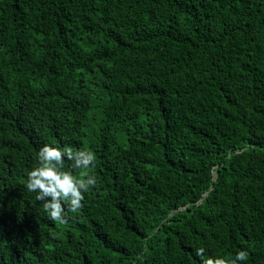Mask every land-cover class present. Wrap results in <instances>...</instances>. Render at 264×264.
Here are the masks:
<instances>
[{
    "label": "trees",
    "instance_id": "16d2710c",
    "mask_svg": "<svg viewBox=\"0 0 264 264\" xmlns=\"http://www.w3.org/2000/svg\"><path fill=\"white\" fill-rule=\"evenodd\" d=\"M44 144L96 156L62 220L24 186ZM201 246L264 264V0H0V264Z\"/></svg>",
    "mask_w": 264,
    "mask_h": 264
},
{
    "label": "clouds",
    "instance_id": "9594fccd",
    "mask_svg": "<svg viewBox=\"0 0 264 264\" xmlns=\"http://www.w3.org/2000/svg\"><path fill=\"white\" fill-rule=\"evenodd\" d=\"M95 153L88 150L61 148L44 144L38 151L35 166L27 170L24 186L35 193V199L43 201V209L52 220H62L64 206L72 211L81 207V201L90 187L97 184V178L88 169L95 166ZM70 164L65 165V161ZM76 170L80 174L76 175ZM201 264H243L248 252L239 250L234 256L206 253L204 247L194 249Z\"/></svg>",
    "mask_w": 264,
    "mask_h": 264
}]
</instances>
